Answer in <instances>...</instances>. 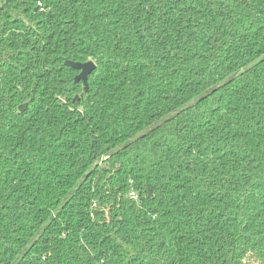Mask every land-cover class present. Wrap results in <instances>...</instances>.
<instances>
[{"label":"trees","instance_id":"trees-1","mask_svg":"<svg viewBox=\"0 0 264 264\" xmlns=\"http://www.w3.org/2000/svg\"><path fill=\"white\" fill-rule=\"evenodd\" d=\"M0 264H264V0H0Z\"/></svg>","mask_w":264,"mask_h":264},{"label":"water","instance_id":"water-1","mask_svg":"<svg viewBox=\"0 0 264 264\" xmlns=\"http://www.w3.org/2000/svg\"><path fill=\"white\" fill-rule=\"evenodd\" d=\"M65 63L74 68L79 70V73L75 77V82H83L84 91H87L88 89V77L93 72V70L96 67V64L92 61H86V62H78V61H72V60H66ZM78 98V96H76ZM27 107V104L20 105L19 109L20 111H24Z\"/></svg>","mask_w":264,"mask_h":264}]
</instances>
